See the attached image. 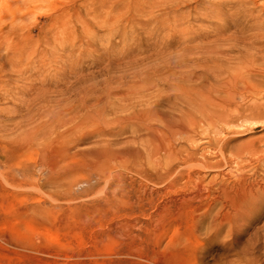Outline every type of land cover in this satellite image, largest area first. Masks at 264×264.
I'll list each match as a JSON object with an SVG mask.
<instances>
[{
	"label": "rangeland",
	"instance_id": "rangeland-1",
	"mask_svg": "<svg viewBox=\"0 0 264 264\" xmlns=\"http://www.w3.org/2000/svg\"><path fill=\"white\" fill-rule=\"evenodd\" d=\"M215 2L192 1L181 11L194 17L195 7L211 11ZM246 2L264 21L263 8ZM169 3L0 0V264H264V165L253 153L264 122L242 113L264 103V88L222 94L219 108H191L199 92L174 85L188 76L172 37L184 25L166 14ZM222 24L208 18L195 29ZM251 54L245 50L233 73L251 71L263 82L261 55L256 65L241 64ZM195 71L189 79L200 83L202 70ZM150 102L190 114L207 156L222 151L217 127L229 129L223 152L245 168L246 186L232 178L191 197L165 190L184 183L186 169L154 181L141 175L165 169L169 135L157 122V148L144 150L124 117ZM188 136L173 137L177 148L189 146Z\"/></svg>",
	"mask_w": 264,
	"mask_h": 264
},
{
	"label": "bare ground",
	"instance_id": "bare-ground-1",
	"mask_svg": "<svg viewBox=\"0 0 264 264\" xmlns=\"http://www.w3.org/2000/svg\"><path fill=\"white\" fill-rule=\"evenodd\" d=\"M192 1L198 2V0H170L168 4L170 9L168 11L167 8L166 13L168 15L174 12L175 21L184 25L181 30H174L172 37L176 42L182 44V49L176 54V57L181 64V68H183L181 70H184L188 79L184 78L183 81L175 82L174 85L177 88H185L184 90L199 92L196 96H192L191 100H188L191 108L197 109L203 102L219 108L224 103L221 97L222 94L231 95L237 92L244 97L250 93V89H252L249 87L250 85L264 88V81L254 82L252 79L254 73L252 74L251 71L241 75L233 73L234 62L243 57L245 50L252 54L248 59L250 63H241L243 67L256 65L258 55L264 58V21L259 17H255L253 13L251 14L246 0H216L211 11L199 10L195 7L198 14L194 17L190 12L186 14V12L181 11L183 7ZM255 4L261 6L264 10V0H255ZM228 7L234 9V12L230 16H225L224 10ZM208 18L223 21L222 28L214 32L203 30L201 26L195 29L196 22ZM232 28H235L236 31L228 34V31H232ZM254 31H258V33H254ZM220 50L236 51L238 55L228 56ZM208 55L210 56L208 57ZM202 58H206L207 61L203 63ZM191 59H193L192 61L198 60V63L195 62L194 66H190ZM197 69L202 70L200 76L198 75L200 83L192 82L189 79V76H194V72L196 75L195 70ZM260 71L258 73L264 75V69ZM132 108L131 114L125 116L124 119L132 121V133L140 137L136 139H139L138 143L146 144L144 150L151 151V149L157 148L158 143L155 138L161 132L157 122L162 124L169 135L163 144L166 167L161 171L159 165L155 166L154 173L142 168L140 173L147 180L162 179L168 173V178H170L174 170H176V173H180L186 169L184 183L175 181L173 184H169L165 190L170 194L184 192L185 196L191 197L204 195L206 187L217 181L225 184L228 179L233 178L235 184L246 186V180L243 177L245 168L241 167L238 161L228 159L223 152V148L227 145L226 139L228 137H226V133L229 132V129L225 131L223 127H217L215 140L221 142L224 147L219 145L220 150L222 148L220 154L213 153L207 156L205 147L197 143L198 139L194 136L197 126L194 119L189 116L190 114L184 113L181 109L177 113L171 109L162 111L154 102H150V106L146 109L136 110L137 105L132 106ZM242 113L264 122V103L243 107ZM217 114L215 110L211 116H218ZM120 121L122 120L120 119ZM225 122L229 124L231 121ZM181 134H189L187 138L190 144L186 148H177L173 141V137ZM144 153L141 148L136 151L135 158L137 159L135 160L139 165L143 164ZM253 153L258 155L259 160L263 161L262 165H264V140L255 146ZM260 156H263V160ZM184 197L182 195V198Z\"/></svg>",
	"mask_w": 264,
	"mask_h": 264
}]
</instances>
